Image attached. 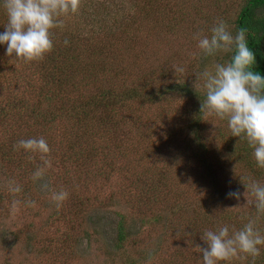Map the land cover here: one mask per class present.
I'll return each instance as SVG.
<instances>
[{"label":"rangeland","instance_id":"rangeland-1","mask_svg":"<svg viewBox=\"0 0 264 264\" xmlns=\"http://www.w3.org/2000/svg\"><path fill=\"white\" fill-rule=\"evenodd\" d=\"M242 3L175 0L171 11L158 5V23L146 2L130 50L115 51L125 73L108 76L120 87L141 78L146 96L130 99L110 128L76 112L89 113L84 103L93 84L76 78L73 91L59 96L39 59L8 56L0 45V146L8 153L0 152V264H202L197 246L207 247L200 237L209 224L196 226L201 213L236 219L239 211H255L247 185H264V168L253 150L252 166L246 163L238 152L246 140L231 136L226 119L201 112L198 76L210 61L193 39L221 18L231 30ZM37 113L52 119L43 124ZM29 138L45 139L49 153L16 147ZM38 169L43 175L34 178ZM10 181L19 193L9 192ZM60 190L68 196L57 204L52 193ZM234 191L239 200L227 195ZM121 219L127 235L118 240Z\"/></svg>","mask_w":264,"mask_h":264},{"label":"clouds","instance_id":"clouds-1","mask_svg":"<svg viewBox=\"0 0 264 264\" xmlns=\"http://www.w3.org/2000/svg\"><path fill=\"white\" fill-rule=\"evenodd\" d=\"M0 6L7 16L5 30L0 32V45H7L8 56L14 54L15 58L27 62L40 59L52 50L50 30L62 25V17L78 11L79 0H0ZM208 31L207 35L203 32L193 35L201 58L210 61L198 76L199 88L204 94L201 112L226 119L231 136L246 140L257 167L264 168V76L253 70L256 58L248 45L247 30L241 28L233 34L221 18ZM222 54L229 58L215 59ZM174 71L183 73L184 68L175 67ZM16 147L42 156L50 151L43 138L22 139ZM43 172L38 169L34 178H40ZM247 188L255 198L258 212L264 213V185L252 181ZM8 190L14 194L21 188L10 181ZM227 195L239 200L241 193L234 191ZM67 196L65 190L52 193L57 204ZM200 238L207 245L205 248L197 246L202 264L255 259L264 246V234L252 219L239 230L233 228L231 233L229 225L225 224L217 230L205 231Z\"/></svg>","mask_w":264,"mask_h":264},{"label":"trees","instance_id":"trees-1","mask_svg":"<svg viewBox=\"0 0 264 264\" xmlns=\"http://www.w3.org/2000/svg\"><path fill=\"white\" fill-rule=\"evenodd\" d=\"M146 2L156 14L158 12L157 22L160 23L158 5L162 7L161 9L166 7L171 11L175 0H79L78 11L62 17V25L50 30L53 48L37 62L47 81L57 87V93L61 94L59 96H65L66 93L73 91L78 80L76 78L84 81V85L95 86L94 93L92 92L84 103V107L90 110L89 113L85 109L86 114L82 113V109L81 112L74 110L81 113L86 118L85 121L89 118L106 128L115 126V114L126 107L130 99L136 100L140 97L142 100L146 96L144 90L148 86L141 78L135 85H128L129 87H120L108 79L110 72H113L112 75L116 78L118 76L121 78V74L125 73V68L115 59L118 56L115 51L122 48L130 50L129 41L137 38L141 32L140 19ZM232 22L233 34L241 28L247 30L248 45L256 58L253 70L264 76V0H243ZM6 24L7 16L0 6V32L5 30ZM166 24L163 29L170 33L173 27L169 22ZM65 40L68 41L67 44ZM228 58V55H224L225 60ZM172 88L173 86H170L166 90ZM182 88L188 90L185 85L184 87L182 85ZM159 92L157 97L161 94ZM60 104L57 111L64 113L65 107ZM46 115L36 114L43 124L52 119ZM7 147L9 150L12 148L10 144H7ZM239 148L242 149L238 152L245 158L246 163L252 166L253 162L247 157L252 149L247 141L244 147ZM0 152L8 154L3 145L0 146ZM256 174L262 176L259 172ZM236 214L238 217L235 219L231 217L232 214L221 216L205 210L201 213L196 226L204 229L209 224V230H217L227 224L230 228L240 229L244 223L252 219L264 234V213H259L255 208L253 212L239 211ZM117 227L118 240H123L127 235L123 219L119 221ZM244 261L246 264H264V246L261 247L258 257L255 259L248 257Z\"/></svg>","mask_w":264,"mask_h":264}]
</instances>
